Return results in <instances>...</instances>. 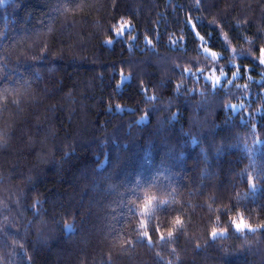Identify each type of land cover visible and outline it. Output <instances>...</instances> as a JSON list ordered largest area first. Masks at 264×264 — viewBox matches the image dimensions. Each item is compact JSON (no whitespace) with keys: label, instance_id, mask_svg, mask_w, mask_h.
<instances>
[{"label":"trees","instance_id":"1","mask_svg":"<svg viewBox=\"0 0 264 264\" xmlns=\"http://www.w3.org/2000/svg\"><path fill=\"white\" fill-rule=\"evenodd\" d=\"M262 45L264 0H0V264H264L262 223L209 231L264 221Z\"/></svg>","mask_w":264,"mask_h":264},{"label":"clouds","instance_id":"2","mask_svg":"<svg viewBox=\"0 0 264 264\" xmlns=\"http://www.w3.org/2000/svg\"><path fill=\"white\" fill-rule=\"evenodd\" d=\"M145 206H146L145 200H141L136 205V212L138 215L134 223L135 226L141 230L140 235L144 237H148L154 222L150 221L143 215ZM238 213H243L245 215L244 210L242 208H236L228 216V219L223 222H221V218L218 214L215 215L213 217V222L209 227V231L211 232L213 229H215L217 232H223L227 224L229 222H232L233 219H236L237 225H239L242 228L259 227L261 223H264V221L261 220H257L255 223H249L247 218H245V220L242 221L238 218ZM184 224H185V217L181 213H174L168 216L166 221H163L162 223L155 225L156 235L157 237L163 236V237L171 238L174 236V234H176L180 229L184 227Z\"/></svg>","mask_w":264,"mask_h":264},{"label":"snow or ice","instance_id":"3","mask_svg":"<svg viewBox=\"0 0 264 264\" xmlns=\"http://www.w3.org/2000/svg\"><path fill=\"white\" fill-rule=\"evenodd\" d=\"M199 4H200V0H195V5L197 7H199ZM188 21V23L190 24V26H193L195 27V24H194V20L191 19V18H187L186 19ZM131 27L130 25V22L129 21H122L121 23H119L118 25H116V27H113L112 28V31L114 33V37L115 36H122L124 37L125 34H126V29H129ZM132 39H135V37H132ZM113 41V38L112 37H109L105 42L106 43H112ZM149 43H151V40H149ZM231 50L234 52L235 51V48H231ZM203 51L209 56V58L213 61L215 67L211 68V72L212 73H216L217 71H219V75L221 76V79L222 77H225L227 75L226 71L224 70V67H220L219 70H217V67H216V62L219 60V57H220V53L218 52H215L213 51L212 49H210L208 46L204 47L203 48ZM255 58L258 59V61L260 62L261 65H264V45L261 46V49H260V52L257 54V53H252ZM183 71L187 72V73H192L191 71H189L187 68L183 69ZM197 72L199 73H203L205 75V77L213 84V85H216V84H219L221 82V79L219 81H217L216 83H213L210 79V76L207 75L203 69H197ZM237 75V71H234L233 72V76ZM248 80H251L252 77L249 75L247 77ZM119 107V106H117ZM146 201V206L144 208V213H150L152 210H153V205H152V202H151V197H150V194H148V199L145 200ZM238 218L242 221L245 220V216L243 213H238ZM232 223H233V226L239 230L241 229L242 227H240L239 225H237V221L236 219H233L232 220ZM262 226H264V223H262ZM226 231V230H224ZM223 231V232H224ZM217 231L215 229H213L210 233V235H216ZM149 242L151 241V233L149 234L148 237H146ZM161 239H163L164 237L161 236L160 237Z\"/></svg>","mask_w":264,"mask_h":264},{"label":"rangeland","instance_id":"4","mask_svg":"<svg viewBox=\"0 0 264 264\" xmlns=\"http://www.w3.org/2000/svg\"><path fill=\"white\" fill-rule=\"evenodd\" d=\"M226 73H227V71H226ZM210 75V77H212V78H214V79H219V78H221V76L219 75V72H216V73H212L211 72V74H209ZM222 78H225V77H222Z\"/></svg>","mask_w":264,"mask_h":264}]
</instances>
